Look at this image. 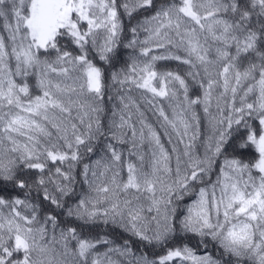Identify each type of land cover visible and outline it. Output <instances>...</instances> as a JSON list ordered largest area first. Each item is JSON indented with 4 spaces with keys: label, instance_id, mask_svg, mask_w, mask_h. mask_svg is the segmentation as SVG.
<instances>
[{
    "label": "snow or ice",
    "instance_id": "6c2138e0",
    "mask_svg": "<svg viewBox=\"0 0 264 264\" xmlns=\"http://www.w3.org/2000/svg\"><path fill=\"white\" fill-rule=\"evenodd\" d=\"M0 264H264V0H0Z\"/></svg>",
    "mask_w": 264,
    "mask_h": 264
},
{
    "label": "trees",
    "instance_id": "16d2710c",
    "mask_svg": "<svg viewBox=\"0 0 264 264\" xmlns=\"http://www.w3.org/2000/svg\"><path fill=\"white\" fill-rule=\"evenodd\" d=\"M167 66H168V67H175L176 65H175V63H173V62H169V63L167 64Z\"/></svg>",
    "mask_w": 264,
    "mask_h": 264
}]
</instances>
